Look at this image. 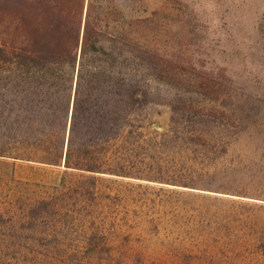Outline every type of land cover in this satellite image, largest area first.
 Wrapping results in <instances>:
<instances>
[{"label": "rangeland", "instance_id": "obj_1", "mask_svg": "<svg viewBox=\"0 0 264 264\" xmlns=\"http://www.w3.org/2000/svg\"><path fill=\"white\" fill-rule=\"evenodd\" d=\"M143 4L165 72L145 175L169 183L1 158L0 264H264V0ZM189 97L225 126L174 124Z\"/></svg>", "mask_w": 264, "mask_h": 264}, {"label": "trees", "instance_id": "obj_2", "mask_svg": "<svg viewBox=\"0 0 264 264\" xmlns=\"http://www.w3.org/2000/svg\"><path fill=\"white\" fill-rule=\"evenodd\" d=\"M148 11L143 0H0V159L169 183L145 175L162 139L147 138L144 112L165 74ZM182 102L174 124L184 113L225 126L215 101Z\"/></svg>", "mask_w": 264, "mask_h": 264}]
</instances>
